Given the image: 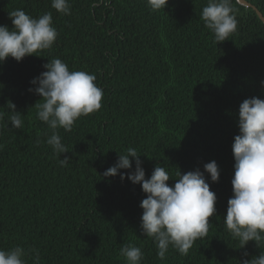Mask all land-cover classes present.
<instances>
[{"label": "trees", "instance_id": "1", "mask_svg": "<svg viewBox=\"0 0 264 264\" xmlns=\"http://www.w3.org/2000/svg\"><path fill=\"white\" fill-rule=\"evenodd\" d=\"M248 1L264 16V0ZM69 2L71 14L64 15L52 0H0V25L11 29L9 13L22 9L32 17L51 12L58 31L40 56L0 63V113L7 125L0 128V250L37 248L40 264H125L119 250L126 243L141 248L142 264H239L258 257L254 241L239 248L223 218L233 195L239 105L264 99V22L232 0L237 30L216 44L200 19L207 0H168L156 12L146 0ZM53 58L94 74L104 93L100 110L80 117L70 132L57 130L69 151L61 157L47 145L51 130L37 118L41 97L29 91ZM9 101L23 115L22 129L8 121ZM128 147L141 155L146 178L157 164L173 176L218 164V182L205 173L217 196L216 214L207 237L187 255L170 247L166 259L158 258L153 239L142 235L141 186L126 175L123 181L119 174L103 176ZM65 156L70 161L61 166ZM130 159L133 168L121 173L134 171Z\"/></svg>", "mask_w": 264, "mask_h": 264}, {"label": "clouds", "instance_id": "2", "mask_svg": "<svg viewBox=\"0 0 264 264\" xmlns=\"http://www.w3.org/2000/svg\"><path fill=\"white\" fill-rule=\"evenodd\" d=\"M104 3L105 0H99ZM168 0H146L147 7L153 12L165 10ZM96 5L93 4V7ZM51 7L57 12L70 15L69 0H52ZM12 28L0 25V63L11 57L17 62L26 56L38 55L43 50H50L58 37L53 26L51 12L32 17L22 9L9 13ZM200 19L213 34L214 43L219 44L236 32L238 20L232 0H207ZM46 71L30 83L34 92L41 99L36 102L37 118L51 130L46 139L54 154L61 157L67 153V146L62 143L58 129L70 132L75 122L82 116L92 114L102 107L103 89L96 83V76L84 70H70L60 58L48 60L43 65ZM264 85V81L261 82ZM8 121L13 128L22 129V114L16 111V105L9 101ZM4 113H0V128L6 127ZM239 134L234 137L232 152L234 157V175L231 180L233 195L227 201L223 223L233 240L244 248L249 241H254L261 249L258 257L242 259L239 264H264V99L251 97L243 100L238 110ZM37 144L41 141L37 139ZM3 145H0V149ZM134 147H128L124 154H118L116 163L109 167L104 177L120 175L132 184H139L146 198L140 202L142 235L152 238L157 248V256L166 259L169 248L180 255H187L194 243L206 238L211 227L209 218L216 214V194L210 190L205 173L211 182L219 181L220 169L213 160L204 164V171L181 173L178 169L173 176L165 167L155 166L150 178ZM134 171L121 173V169ZM69 158L60 159L61 166H66ZM175 183L170 186L169 180ZM119 254L125 264H142L143 252L134 244H124ZM247 256V253L244 254ZM40 264L37 248L26 250L15 246L5 251L0 250V264Z\"/></svg>", "mask_w": 264, "mask_h": 264}, {"label": "water", "instance_id": "3", "mask_svg": "<svg viewBox=\"0 0 264 264\" xmlns=\"http://www.w3.org/2000/svg\"><path fill=\"white\" fill-rule=\"evenodd\" d=\"M239 4H242L246 7H251L252 9L255 10V12L257 13V15L259 16V18L264 22V16L261 13V11L251 2H249L248 0H237Z\"/></svg>", "mask_w": 264, "mask_h": 264}]
</instances>
